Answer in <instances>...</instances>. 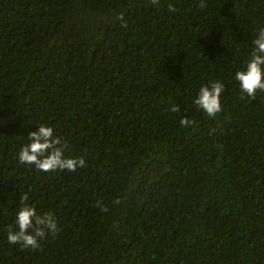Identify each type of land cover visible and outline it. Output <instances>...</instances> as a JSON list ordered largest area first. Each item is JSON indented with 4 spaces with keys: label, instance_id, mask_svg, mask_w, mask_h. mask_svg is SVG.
<instances>
[{
    "label": "trees",
    "instance_id": "1",
    "mask_svg": "<svg viewBox=\"0 0 264 264\" xmlns=\"http://www.w3.org/2000/svg\"><path fill=\"white\" fill-rule=\"evenodd\" d=\"M261 28L264 0H0V264H264V92L234 79ZM41 124L85 166L21 164ZM23 193L58 224L36 249Z\"/></svg>",
    "mask_w": 264,
    "mask_h": 264
},
{
    "label": "clouds",
    "instance_id": "2",
    "mask_svg": "<svg viewBox=\"0 0 264 264\" xmlns=\"http://www.w3.org/2000/svg\"><path fill=\"white\" fill-rule=\"evenodd\" d=\"M201 6L206 7L204 4ZM234 79L238 82L241 92L253 99L256 98L258 91L264 92V28L259 29L245 66L242 70L235 72ZM224 87L219 80L201 86L194 104L207 116L216 117L223 110L221 95ZM171 111L177 112L179 109L173 105ZM192 123L187 118H182L180 121L182 127H188ZM28 139L29 143L23 146L18 154V161L21 164L34 165L39 171L47 173L57 170L74 172L78 167L85 166L83 158L65 156L68 144L54 135L52 127L41 124L36 131L28 134ZM28 199L27 193L21 195L22 206L15 219V226L18 230H13V227L9 226L7 239L11 244L36 249L40 247L42 239L48 235H56L59 229L56 218L51 212L38 214L34 206L26 203Z\"/></svg>",
    "mask_w": 264,
    "mask_h": 264
}]
</instances>
